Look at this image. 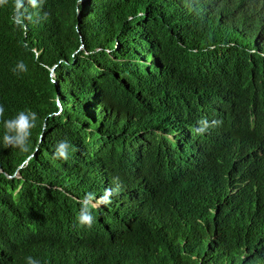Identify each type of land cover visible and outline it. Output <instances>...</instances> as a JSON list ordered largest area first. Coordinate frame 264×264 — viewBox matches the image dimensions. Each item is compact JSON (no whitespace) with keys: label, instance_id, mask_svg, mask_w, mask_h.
<instances>
[{"label":"trees","instance_id":"obj_1","mask_svg":"<svg viewBox=\"0 0 264 264\" xmlns=\"http://www.w3.org/2000/svg\"><path fill=\"white\" fill-rule=\"evenodd\" d=\"M255 9L264 0H23L16 24L14 0L0 6L4 119L36 116L28 152L4 146L0 123V264H264V191H232L226 145L206 147L203 183L191 189L183 154L154 133H194L204 90L231 71L261 135ZM110 180L140 219L118 227L109 207L92 210L97 231L73 227L71 196H102Z\"/></svg>","mask_w":264,"mask_h":264},{"label":"clouds","instance_id":"obj_2","mask_svg":"<svg viewBox=\"0 0 264 264\" xmlns=\"http://www.w3.org/2000/svg\"><path fill=\"white\" fill-rule=\"evenodd\" d=\"M8 0H0V6L7 4ZM33 8L43 4V0H28ZM16 24H22L23 0H14ZM249 14H256L259 17V27H264V11L253 10ZM52 75V68L50 69ZM57 105L59 106V102ZM202 105L205 121H201L196 131L190 130L175 133L162 130L154 132L174 142L177 152L183 154L189 169L183 176L182 182L185 187L197 188L203 183L201 171L196 167L201 164L206 147L215 138L226 145V162L229 165L235 179V188H250L253 192L261 194L264 191V130L261 135L255 134L256 115L255 106L246 102L244 97L243 81H238L231 71L224 72L213 80L204 90ZM35 113L20 112L13 119H4V108L0 105V123L4 126L3 144L5 147L17 148L21 152L30 150V139L32 129L36 126ZM213 131H206L209 126ZM148 138L152 133L144 130ZM172 133V134H171ZM180 134L178 136L174 134ZM156 139V138H155ZM69 145L64 141L58 144L56 155L64 160L68 159ZM30 156V155H29ZM28 156V157H29ZM26 157L25 161L28 159ZM24 161V163H25ZM19 165L17 169L20 167ZM17 169L8 177L18 176ZM105 192L103 195H96L92 192L84 193L81 197L71 196L78 203L77 211L72 217V226L75 228H92L97 231L98 226L94 220L92 210L109 207L114 209L113 223L118 227H125L137 222L141 217V210L126 198H120L117 183L115 180L104 183ZM52 188H57L52 186ZM103 215H97L98 224L103 222ZM28 264H39V261L29 256Z\"/></svg>","mask_w":264,"mask_h":264}]
</instances>
